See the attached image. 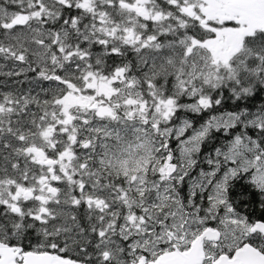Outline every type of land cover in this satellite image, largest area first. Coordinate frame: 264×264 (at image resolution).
Instances as JSON below:
<instances>
[{
    "label": "snow or ice",
    "instance_id": "1",
    "mask_svg": "<svg viewBox=\"0 0 264 264\" xmlns=\"http://www.w3.org/2000/svg\"><path fill=\"white\" fill-rule=\"evenodd\" d=\"M0 264H264V0H0Z\"/></svg>",
    "mask_w": 264,
    "mask_h": 264
}]
</instances>
